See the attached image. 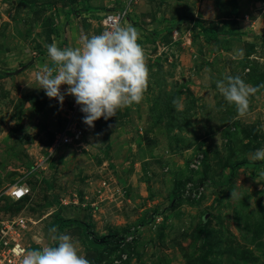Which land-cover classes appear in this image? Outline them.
<instances>
[{
  "label": "rangeland",
  "instance_id": "374dc122",
  "mask_svg": "<svg viewBox=\"0 0 264 264\" xmlns=\"http://www.w3.org/2000/svg\"><path fill=\"white\" fill-rule=\"evenodd\" d=\"M126 2L0 0V193L30 189L2 195L0 219L21 218L35 248L55 245L54 220L75 219L60 233L89 264H264V160L252 158L264 147V0L132 2L123 26L144 52L142 100L47 156L69 96L60 105L28 83L51 65L49 44L81 47ZM228 75L255 88L244 113L216 88Z\"/></svg>",
  "mask_w": 264,
  "mask_h": 264
},
{
  "label": "clouds",
  "instance_id": "9594fccd",
  "mask_svg": "<svg viewBox=\"0 0 264 264\" xmlns=\"http://www.w3.org/2000/svg\"><path fill=\"white\" fill-rule=\"evenodd\" d=\"M51 65L38 73L35 84L49 98L63 104L65 95H72L84 113L83 122L92 127L96 120H108L117 111L139 103L147 83L144 52L133 26H116L87 38L81 47L47 46ZM66 85L64 91L61 86ZM224 99L240 113L248 108V97L255 92L239 76H225L216 81ZM252 158L264 160V147L256 149ZM231 195H235L232 193ZM49 233H56L55 226ZM55 245L27 250L20 264H89L79 254L72 238L60 233Z\"/></svg>",
  "mask_w": 264,
  "mask_h": 264
},
{
  "label": "built area",
  "instance_id": "2783aa9c",
  "mask_svg": "<svg viewBox=\"0 0 264 264\" xmlns=\"http://www.w3.org/2000/svg\"><path fill=\"white\" fill-rule=\"evenodd\" d=\"M134 1L127 0L122 6L118 8L113 6L112 9L105 12L101 19L102 32L111 30L118 25L123 26L129 15L130 5ZM68 96L65 113L61 118V126L55 134L53 145L47 156L61 146L79 145L85 137V123L82 120L84 113L80 111V106L75 103L74 97ZM194 187L185 188L182 195L186 198L198 199L202 194V187ZM29 193L30 189L26 184L16 181L9 185L3 193H0V197L4 195L12 201H19L25 199ZM25 225L26 223L19 217L0 219V264H20L21 255L27 250L33 249V245L23 240L22 229Z\"/></svg>",
  "mask_w": 264,
  "mask_h": 264
},
{
  "label": "trees",
  "instance_id": "16d2710c",
  "mask_svg": "<svg viewBox=\"0 0 264 264\" xmlns=\"http://www.w3.org/2000/svg\"><path fill=\"white\" fill-rule=\"evenodd\" d=\"M239 165H240V163H237V166H239ZM74 221H76V220L75 219L58 218V219L54 220L48 226V228H51V227L55 226L56 229H57V232L54 233V234L56 236V235H58L62 231V229H63L64 226H67L70 222H74ZM110 236H114V234H111V235H103V236H99L98 238L97 237H94V239H98V240H100V241H102V242L105 243V242H109ZM34 248H35V246H34Z\"/></svg>",
  "mask_w": 264,
  "mask_h": 264
},
{
  "label": "bare ground",
  "instance_id": "6f19581e",
  "mask_svg": "<svg viewBox=\"0 0 264 264\" xmlns=\"http://www.w3.org/2000/svg\"><path fill=\"white\" fill-rule=\"evenodd\" d=\"M37 239H39L38 237H37ZM40 240V239H39Z\"/></svg>",
  "mask_w": 264,
  "mask_h": 264
}]
</instances>
